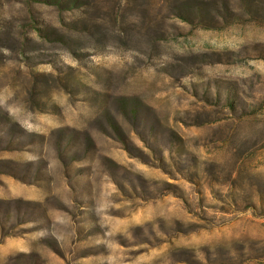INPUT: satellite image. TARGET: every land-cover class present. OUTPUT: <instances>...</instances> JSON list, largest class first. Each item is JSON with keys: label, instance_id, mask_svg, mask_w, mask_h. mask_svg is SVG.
Returning a JSON list of instances; mask_svg holds the SVG:
<instances>
[{"label": "rangeland", "instance_id": "rangeland-1", "mask_svg": "<svg viewBox=\"0 0 264 264\" xmlns=\"http://www.w3.org/2000/svg\"><path fill=\"white\" fill-rule=\"evenodd\" d=\"M0 264H264V0H0Z\"/></svg>", "mask_w": 264, "mask_h": 264}]
</instances>
